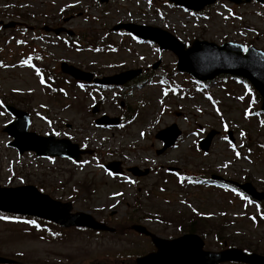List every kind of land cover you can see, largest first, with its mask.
<instances>
[{"label":"rangeland","instance_id":"374dc122","mask_svg":"<svg viewBox=\"0 0 264 264\" xmlns=\"http://www.w3.org/2000/svg\"><path fill=\"white\" fill-rule=\"evenodd\" d=\"M16 13L23 15L31 26H64L74 33L76 44L74 48L68 47L63 43L65 37L54 40L50 35H35L32 30L28 37L15 30L0 33V188L33 186L51 198L70 201L76 211L104 217L116 210L107 208L113 204L111 199L121 197L125 200L116 210L118 217L141 215L157 219L162 223L152 220L151 228L163 237L178 235L191 225L209 249L218 246L210 237L211 232L217 231L221 241L228 245L256 253L264 250V226L249 221L248 216L254 214L256 207L246 198L205 184L182 188L174 175L161 168L171 166L207 177L215 174L250 182L258 191H264V114L260 112V103L237 81L212 83L213 80L198 86L180 73L172 74L176 61L172 53L111 31L119 23H133L166 30L185 43L193 39L218 45L252 40L253 47L264 50V7L255 3L233 6L226 0H217L202 14H195L171 7L167 0H108L104 4L98 0H0V19L17 20ZM32 15L38 21H32ZM64 18L69 21L63 23ZM36 37L29 45L28 41ZM31 48L42 56L39 65L44 64L59 75V96L45 90L29 66L22 63L25 54H32ZM61 61L101 75L141 70L143 77H148L144 84L134 81L138 86L131 87L121 98L133 108L124 128L97 129L92 125L90 110L99 100L103 113L118 115V91L106 92V99L97 98L98 91L90 99L85 98L81 92L68 88L65 75L58 70ZM156 61L159 64L152 70ZM166 75L168 82L163 78ZM162 83L166 85L163 87ZM170 87L173 91L167 94L165 90ZM1 101L29 110L31 131L42 135L53 129L99 153L80 165L63 159L40 160L26 153L18 155L7 145L10 138L3 128L11 118ZM122 113H127L126 109ZM171 125L182 131L181 138L174 148L156 155L161 145L155 135ZM210 130L217 134L209 151L202 153L197 143ZM229 130L233 143L227 138ZM246 143L250 150L243 148ZM111 160L151 171L133 187L120 184L102 168L103 163ZM133 198L140 204L136 205V212L130 211ZM102 207L104 211L95 210ZM84 235L70 231L64 243H55L30 222L0 219V254L20 264H112L111 258L100 256L102 250L137 253L145 245L132 235L123 238L129 245L122 243L121 248L115 244L118 234L89 238ZM67 257L75 259L68 262Z\"/></svg>","mask_w":264,"mask_h":264},{"label":"water","instance_id":"95a60500","mask_svg":"<svg viewBox=\"0 0 264 264\" xmlns=\"http://www.w3.org/2000/svg\"><path fill=\"white\" fill-rule=\"evenodd\" d=\"M175 4L184 5L188 8H200L203 5L196 3L194 0H170ZM215 0H204L203 4H211ZM238 2L239 0H231ZM246 2L250 0H245ZM264 3V0H257ZM8 26H11L8 25ZM4 27H7L5 25ZM129 31L139 35L143 38L158 42L162 48L171 49L178 56V68L182 71L190 72L199 80L212 79L215 75L221 73H228L235 76L246 78L252 83L254 88L262 97V110L264 111V54L248 50L246 54H242V47L238 45H228L224 47H216L213 44L206 42L195 41L190 49H184L183 45L176 42L167 34L157 29H142L139 27H128ZM146 30L145 33H142ZM142 31V32H141ZM60 30H55L59 34ZM161 35V37L159 36ZM168 42H167V41ZM60 69L62 72L69 74L76 79H90L91 75H85L72 66L61 63ZM121 74L112 78H105L100 80L103 83L122 84L127 80V75ZM10 112L15 115L16 120L11 123L5 131L13 137V142L10 144L16 148L20 153L23 151H34L37 155L58 156L79 159V152L76 145H71L67 140H55L54 138H40L33 133L27 132L28 115L20 110L9 108ZM98 124L117 123L116 119L102 118L97 121ZM169 132V134L167 133ZM176 126L159 132L157 138L164 143V149L171 146L174 140L179 135ZM167 134V135H166ZM214 134L210 132L205 139L200 143L203 150H207L209 142ZM88 152V151H86ZM120 164L112 162L106 165V168L113 173H121ZM131 169L130 171H134ZM134 173V172H133ZM241 188L256 199L264 198V194L257 193L250 184L241 186ZM0 209L17 212L22 214L35 215L52 220L63 226H85L94 230H105L101 224L95 222L87 214L77 213L71 215L69 213L70 205L61 204L52 201L45 195L39 194L36 189L32 187H24L18 189H1L0 188ZM191 236H185L176 240L167 242L153 237V241L158 254L149 255L145 258L137 260L138 264H182L184 251L186 250L187 257L190 254ZM194 236H192L193 238ZM197 245L199 250L202 243L198 240ZM182 249L184 251H182ZM219 261L228 260H243L255 259L254 256L242 255L238 250H231L230 252H222L216 254ZM216 260L215 262H217ZM0 263H11V261L0 258ZM186 264H191L190 259H187Z\"/></svg>","mask_w":264,"mask_h":264},{"label":"flooded vegetation","instance_id":"af4514ba","mask_svg":"<svg viewBox=\"0 0 264 264\" xmlns=\"http://www.w3.org/2000/svg\"><path fill=\"white\" fill-rule=\"evenodd\" d=\"M134 201L135 200L133 199L132 208H130L131 212H136V210L138 209L136 207L137 204ZM120 205H122V203H120ZM125 205L128 206L129 203H125ZM131 214H135V213H131ZM94 217L98 221H103V218H105L104 220L107 222V223L106 222L105 223L114 229L115 234L118 232L117 237L119 239L115 240V244H117V246L119 248H121L122 243H126L123 240V238L128 234H131L132 236L136 237L139 240H143V242L145 243L144 248L137 253L143 254L146 252H153L154 248L151 244L150 239L147 236L136 233L135 231L131 230L130 227H132L134 225H141V226L148 228L151 232H153L157 235H161L159 232H156L155 230H153L151 228L152 227L151 223L149 221H146L144 216H141V215H138V216L125 215V218H122V217L117 216L116 211H113L112 213L105 215V217L102 214L94 215ZM85 242L86 241H84V243ZM126 244L129 245V243H126ZM261 255L264 256V250L261 252ZM121 264H128V263L125 261H121ZM225 264H232V263H225Z\"/></svg>","mask_w":264,"mask_h":264}]
</instances>
